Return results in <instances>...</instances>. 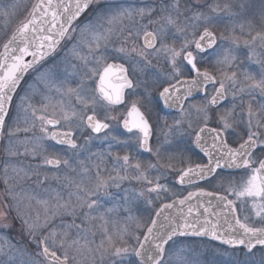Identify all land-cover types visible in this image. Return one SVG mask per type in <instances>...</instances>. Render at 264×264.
I'll list each match as a JSON object with an SVG mask.
<instances>
[{
  "label": "snow or ice",
  "instance_id": "1",
  "mask_svg": "<svg viewBox=\"0 0 264 264\" xmlns=\"http://www.w3.org/2000/svg\"><path fill=\"white\" fill-rule=\"evenodd\" d=\"M18 10L0 264H264V0H36L9 34Z\"/></svg>",
  "mask_w": 264,
  "mask_h": 264
},
{
  "label": "rangeland",
  "instance_id": "2",
  "mask_svg": "<svg viewBox=\"0 0 264 264\" xmlns=\"http://www.w3.org/2000/svg\"><path fill=\"white\" fill-rule=\"evenodd\" d=\"M17 3L19 4V15L16 16L14 19H12V27L9 28V34L11 33V30L12 28H14V26L22 19L25 18L26 16V11H25V8L27 7L28 9H30L31 5L33 3L36 2V0H0V4H3V5H10L12 3ZM3 22H4V18L3 17H0V28L3 27ZM7 39L6 36H0V51H1V48L3 46V43L5 42V40ZM14 234V233H13ZM183 241V246L184 247H187L189 245L191 246H196L198 244H201V243H205V242H201V241H195V240H182Z\"/></svg>",
  "mask_w": 264,
  "mask_h": 264
},
{
  "label": "flooded vegetation",
  "instance_id": "3",
  "mask_svg": "<svg viewBox=\"0 0 264 264\" xmlns=\"http://www.w3.org/2000/svg\"><path fill=\"white\" fill-rule=\"evenodd\" d=\"M15 27V26H14ZM3 48V47H2ZM1 48V51H2ZM0 51V52H1ZM202 157V154L198 153L196 155L193 156V160L194 161H199ZM206 159V158H205ZM171 183V179L169 181ZM172 186L178 191L180 192L182 195H187L188 191H195L196 190V186H185L184 188H181V186L179 185H175L172 184ZM201 186L205 187L208 190H211V186L206 184L205 182H201ZM181 240H195V241H201V242H205L208 243L207 239H203V238H181Z\"/></svg>",
  "mask_w": 264,
  "mask_h": 264
},
{
  "label": "water",
  "instance_id": "4",
  "mask_svg": "<svg viewBox=\"0 0 264 264\" xmlns=\"http://www.w3.org/2000/svg\"><path fill=\"white\" fill-rule=\"evenodd\" d=\"M2 51H3V48H2ZM1 51V52H2ZM28 59H30V58H28ZM203 211V209H201V212ZM188 238H197V237H188ZM203 239H206V238H203Z\"/></svg>",
  "mask_w": 264,
  "mask_h": 264
}]
</instances>
